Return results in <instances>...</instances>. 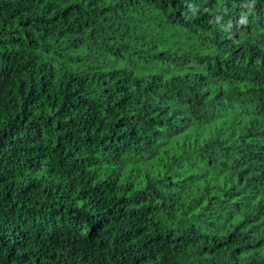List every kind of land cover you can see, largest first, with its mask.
I'll return each instance as SVG.
<instances>
[{
  "label": "trees",
  "instance_id": "obj_1",
  "mask_svg": "<svg viewBox=\"0 0 264 264\" xmlns=\"http://www.w3.org/2000/svg\"><path fill=\"white\" fill-rule=\"evenodd\" d=\"M0 264H264V0H0Z\"/></svg>",
  "mask_w": 264,
  "mask_h": 264
}]
</instances>
